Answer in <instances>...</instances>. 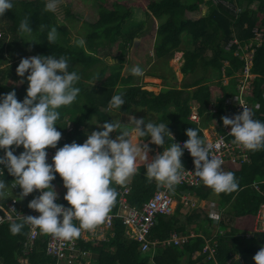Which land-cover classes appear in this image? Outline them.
I'll list each match as a JSON object with an SVG mask.
<instances>
[{
	"label": "trees",
	"instance_id": "obj_1",
	"mask_svg": "<svg viewBox=\"0 0 264 264\" xmlns=\"http://www.w3.org/2000/svg\"><path fill=\"white\" fill-rule=\"evenodd\" d=\"M212 1L95 0L98 6L97 18L93 21L82 19L87 31L84 45L79 46L70 45L66 38L67 30L58 24L53 12L45 10L44 1L13 0L14 7L6 10L4 16L0 17V93L15 89L17 99L20 101L26 95L27 82L19 86L4 83L6 75L16 70L23 57L20 55L21 48L32 51V55L65 56L69 62V71H75L80 76L76 86L81 91L75 102L58 109L61 115L54 126L62 133V139L58 141L57 147L72 141L83 143L86 139L85 133L88 132L86 127L93 118L100 124L104 121L110 122L112 119L109 118V112H106L107 109H111L109 101L114 94L121 91L124 93L125 104L120 106L119 113L130 115L135 109L144 108L146 113L154 116V123L167 124L170 132L178 140L188 139L185 130L190 127L197 129L198 134L204 139L201 128L205 127L215 114L223 113V102L233 95L255 98L259 106L251 111L255 119L264 121V0H237L242 12L236 18L222 5H214ZM135 8L141 14V23L134 22V27L125 32L123 25L133 15ZM202 8H205L204 12ZM25 17H28L33 28V36L38 43L29 44L20 40L21 36L17 29ZM73 17L80 20L76 15ZM154 20L159 22L154 30L153 58L162 59L172 51H178L182 38L196 44L194 48L182 51L180 73L183 78L180 85L167 82L169 85L165 84L158 93L143 89L141 85L134 83L132 75L121 76L122 66L119 63L109 64L97 56L98 47L112 46L117 49L114 55L121 56L123 49L120 45L127 46L133 39L144 36L153 28ZM41 25L45 26L43 31ZM53 26L58 28V37L54 44H49L46 32ZM255 27L261 31L262 39L252 57L250 73L254 74V77L248 88L240 92L236 90L234 74L242 67L244 61L233 55L236 45L233 44L230 51L225 50V47L234 38L241 44L249 42L253 38ZM224 61L228 62L225 66ZM15 73L16 71L12 78L19 82L20 78L16 77ZM224 77L228 78L225 84L222 83ZM160 78L164 81L167 79L166 76ZM192 101L198 104L199 125L188 119ZM212 104L216 107L215 112L211 110ZM73 109L78 111L79 117L74 123H70L72 126L68 129L64 116ZM113 135L116 136L117 133L110 134ZM171 143L172 139L168 138L165 145L158 148L162 150ZM53 149L48 147L46 151L49 153ZM22 150L21 146L14 154L18 155ZM2 151L0 149V154ZM52 156L48 154L49 163L52 162ZM222 170L234 174L238 184L236 191L216 193L203 182L198 186L178 185L173 188L176 191L187 190L198 200L215 201L223 206L227 222L223 220L220 223L221 232L214 231V227L211 231V220L207 217L205 209L186 211L184 205L178 203L173 214L156 216V223L148 236L151 241L158 242L152 252H140L138 242L125 235L124 227L117 219L113 222V235L108 241L83 243L80 244L81 247L91 253L94 261L92 264H239L240 259L254 256L264 245V231L254 232L251 237L240 236L239 233L252 231L256 215L261 205H264V149L249 151L248 162L222 166ZM3 179L8 188L6 197L0 200V204L8 207L10 199H15L18 203L25 202L26 198L20 199L16 191H10L14 177L9 175L7 170H4ZM51 183L58 193V201L68 204L63 199L66 188L58 173ZM253 183L257 184L258 189L253 187ZM112 186L117 192L123 189V186ZM124 186L129 188L125 194L127 202L132 206L141 207L154 192L161 190L162 184L155 180H147L144 169L140 168ZM118 197L119 192L110 212L117 210ZM12 220L20 222L22 219ZM10 222L9 219L0 222V264H23L25 260L27 264L53 262L45 255L44 233L41 238L35 240L28 254H25L23 248L28 227L25 224L19 234L13 235L9 230ZM190 224L195 225L194 236L185 231ZM172 233L184 234L185 241L179 245L161 244L169 239ZM207 238L215 241L214 260H205L204 254L201 253ZM198 252L199 255L193 259Z\"/></svg>",
	"mask_w": 264,
	"mask_h": 264
},
{
	"label": "clouds",
	"instance_id": "obj_2",
	"mask_svg": "<svg viewBox=\"0 0 264 264\" xmlns=\"http://www.w3.org/2000/svg\"><path fill=\"white\" fill-rule=\"evenodd\" d=\"M60 0H46L45 10L55 12ZM14 7L13 0H0V17ZM44 30L43 25L40 26ZM18 33L22 41L37 42L28 17L19 23ZM58 28L53 26L46 32V40L54 44ZM38 43V42H37ZM84 45L81 38L75 42ZM109 63H114L111 57ZM16 73L19 83L27 81L26 95L17 99L15 89L0 93V200L5 199L8 184L3 179L4 170L14 177L11 189L19 186L20 199L38 192L28 207L38 216L24 215L20 222L12 220L9 230L16 235L25 224L38 227L42 233L71 241L81 235L82 230L93 231L102 224L116 201L118 192L112 185L123 186L140 168L147 180H155L168 189H173L182 180L181 156L185 149L193 157L194 173L203 184L216 193L236 191L238 184L231 171L222 170L223 160L211 155L213 144L207 143L197 129L187 128L188 137L183 145L173 142L163 152L149 159L151 144L165 145L171 138L167 124L154 123L146 118L129 116L130 126L120 119L99 122L102 130L86 132L83 143L72 141L57 147L62 133L54 125L60 118L62 106L75 102L81 89L76 86L80 76L69 71L68 59L61 55H32L21 58ZM27 73V75H26ZM131 73L143 74L141 67L133 66ZM124 93L114 94L106 111L119 112L125 104ZM232 117L222 116L223 125L230 126L228 135L233 143L249 151L264 149V121L254 118L253 112L245 107ZM116 132L115 138L110 133ZM145 138L148 142L145 143ZM11 146V147H10ZM22 146L19 154H14ZM48 147L56 149L52 162H48ZM218 147V145H217ZM62 178L66 188L63 199L69 207L57 202L58 193L52 185L56 174ZM19 199V200H20ZM14 209V208H13ZM7 215V209L0 206ZM218 218V217H217ZM78 221V225L74 223ZM255 264H264V245L254 254Z\"/></svg>",
	"mask_w": 264,
	"mask_h": 264
},
{
	"label": "built area",
	"instance_id": "obj_3",
	"mask_svg": "<svg viewBox=\"0 0 264 264\" xmlns=\"http://www.w3.org/2000/svg\"><path fill=\"white\" fill-rule=\"evenodd\" d=\"M212 3L214 5H222L232 14L234 18L238 17L242 12V7L237 4V0H213ZM253 33V38L249 42L241 44L238 39L234 38L225 47V50L230 51V47L233 44L236 45L237 47L233 52V55L244 61L242 67L239 68L238 71H235L234 74L236 90L240 92L248 88L251 79L254 77V74L250 73L252 57L255 52V48L260 45L262 33L261 31L257 30V28L253 29ZM227 64L228 62L224 61V66ZM226 80H228L226 77L222 78L223 82H226ZM241 104L252 111L256 110L259 106L258 101L255 98H243L237 95L230 96L223 102V113L215 114L210 120H208L206 126L201 128L204 140L207 143L213 144L211 155L221 158L223 160L222 166H227L229 164L239 165L249 161V150H246L242 146L233 143V137L228 135L230 126L223 125L221 120L222 116L232 117L234 114H239L243 110V106ZM197 108L198 104L195 101H192L190 104L188 119L199 125L200 117L197 112ZM211 110L213 112L216 111L214 104L211 105ZM172 136V142L179 143L181 146L183 145V140L176 139L173 133ZM111 137L115 138V135ZM163 150L158 153L163 152ZM55 151V149H53V151H49V156L54 155ZM0 155H3V151ZM180 159L184 167L182 172V180L175 186L200 185L202 180L194 173L195 166L193 164V157L190 155L187 149L184 150ZM253 187L258 189L256 183H253ZM10 191H16L19 194L21 189L19 186H16ZM128 191L129 188L123 185V189L118 191L119 197L117 201V210L115 212H109L104 222L98 225L93 231L90 232L82 230L81 235L71 241L57 238L51 234H45V255L53 260V262L49 264H92L93 259L91 257V253L88 250L82 248L80 244L104 240L108 241L113 235V222L115 219L119 220V222L123 225L125 235L129 239L138 242V249L140 252H152L154 251L158 242L155 240L151 241L148 239V236L156 223V216H167L173 214L178 203H182L187 209L189 208V211L198 208H205V212L207 217L211 220V224L216 226V231L218 233L221 232L219 225L223 221V218L226 217L224 213L225 208L214 201L201 203L200 200H198L194 195L190 194L187 190L176 191L174 189H168L162 185L161 190L154 192L152 196L142 204L141 207H135L127 202L125 194H127ZM171 193H173V195ZM38 194V192L29 194L28 196L24 197L26 198L25 202L21 201V203L16 202L15 199H10L11 203L8 207L0 204V206L7 209V215L3 214V212H0V222H2L4 219H8V215H10L12 219H23L24 215L38 216L39 213L37 211L28 207V202ZM64 205L66 207L70 206L68 204ZM263 207L264 205H261L256 215L252 232H243L239 234L240 236L251 237L256 231H264ZM74 223L78 225L79 222L74 221ZM26 225L28 227V231L24 239L23 252L28 254V252L32 249L35 240L41 238L43 233L36 226H32L30 224ZM185 239V235L172 233L169 239L161 242V244L174 243L179 245L182 244ZM201 253L204 254L205 260H214L215 241H212L211 238L205 239V244ZM195 255H199V252ZM195 257L192 258L194 259Z\"/></svg>",
	"mask_w": 264,
	"mask_h": 264
},
{
	"label": "rangeland",
	"instance_id": "obj_4",
	"mask_svg": "<svg viewBox=\"0 0 264 264\" xmlns=\"http://www.w3.org/2000/svg\"><path fill=\"white\" fill-rule=\"evenodd\" d=\"M42 1L46 3V0H42ZM120 1H139V0H120ZM182 1L186 2L188 0H182ZM97 10H98V6L95 0H60L57 9L53 13L56 16L58 24L60 26H64V28L67 30L66 38H68L70 45L72 44L77 45L75 42L81 38L84 40V43H85V34L87 30H86V27L82 24V19H89L90 21L96 20ZM67 11L69 13L68 15H67ZM204 11H205V8H202V12ZM73 15H76L77 17H79L80 20L78 18H74ZM140 15L141 14L139 10L135 8L133 10V15L130 16V18L123 25V30L126 32L130 30L132 27H134V22L138 21L139 23L140 20L142 19ZM158 22L159 21L156 20L153 28H150L144 36L142 35L140 37L133 39L131 43H129L127 46L125 44L124 45L121 44L120 47L123 49V53L119 57H116L114 55L117 50L115 46H112L109 48L98 47L99 49L97 51V56L100 57L104 62L109 63L108 58L111 57L114 64L119 63L122 66L120 70L121 76L126 77V76L132 75L133 76L132 80L134 83H137L141 85L143 89L152 91L154 93H158L161 89L165 87V84L169 85L168 83L170 84L174 83L178 86L180 85L182 78H183V75L180 73V67L183 62L182 51H184L185 49L194 48V46L196 45L195 42H187L185 40L186 38L185 39L182 38V42L179 45L178 51L176 50L172 51L171 53H169L167 56H165L162 59L153 58L152 48H153V42H154V30ZM254 29H256V27ZM16 49H17V46H16ZM31 53L33 52L29 51L26 48L25 49L21 48L20 50V55L23 56L22 58H26L28 55L32 56ZM109 64H113V63H109ZM137 65L141 67L143 71V74L140 76H135L131 73V68ZM13 73L11 74L8 73L6 75V79L4 80V83L11 85V86H19L21 83H19L18 81L12 78ZM17 76L18 75H16V77ZM160 76L162 77L166 76L167 79L164 81V79L160 78ZM173 78H175V80ZM156 79H158L157 82L153 81ZM24 82H27V81L25 80ZM222 83L225 84V82L223 81ZM82 103L84 105V102ZM77 112L78 111H74L73 109L65 113L64 120L66 122V126L68 129H70L72 126L71 124L76 121L75 119L79 117V114H77ZM133 115H134L133 117H136V118L143 117L152 122L154 120L153 119L154 116H151L150 114L146 113L144 111V108L135 109ZM126 117L117 111H109V118H111L112 120L120 119L122 123H125L124 126H130V121H128L129 118H126ZM96 121L98 120L96 118H93V121L91 120L88 123V126L86 127L88 132H91L93 130H102L99 128L98 124L91 123V122H96ZM148 139L149 138H145L144 142L147 143ZM150 148L152 149V151L149 152L150 155L152 154L154 156L159 152L158 150L159 148L154 144H151ZM223 220L224 222H227V216L224 217ZM230 224H232V222H230ZM212 227H214V231H215L216 227L211 224L210 226L211 231H213ZM147 264H150V263H147ZM239 264H255V262L253 260V256H249L247 259L246 258L240 259Z\"/></svg>",
	"mask_w": 264,
	"mask_h": 264
},
{
	"label": "crops",
	"instance_id": "obj_5",
	"mask_svg": "<svg viewBox=\"0 0 264 264\" xmlns=\"http://www.w3.org/2000/svg\"><path fill=\"white\" fill-rule=\"evenodd\" d=\"M150 77H152V76H150ZM156 78V77H155ZM123 116H128V117H126V118H129V116H134L133 114H130V115H125V114H123V113H121ZM150 139V138H149ZM157 146V145H156ZM157 147H159V146H157ZM159 150V149H158ZM163 150V149H162ZM162 150H159V152L160 151H162ZM152 155V154H151ZM153 156V155H152ZM201 201V200H200ZM201 202H207V201H201ZM184 208L186 209V211H188V209L186 208V206H184ZM203 209H205V208H203ZM195 212V211H194ZM198 211H196V213H197ZM199 213V212H198ZM188 214V213H187ZM184 215H182V217H183ZM182 217H180V218H182ZM181 222H183V221H181ZM194 227H195V225L194 224H190V225H188L186 228H185V231L186 232H188L189 231V233H190V236H194V232H195V229H194ZM178 234H180V235H184V234H181V233H178ZM196 255H194L193 257H195ZM185 260V259H184ZM24 264H27V262L25 261L24 262ZM151 264V263H150ZM153 264V263H152Z\"/></svg>",
	"mask_w": 264,
	"mask_h": 264
},
{
	"label": "bare ground",
	"instance_id": "obj_6",
	"mask_svg": "<svg viewBox=\"0 0 264 264\" xmlns=\"http://www.w3.org/2000/svg\"><path fill=\"white\" fill-rule=\"evenodd\" d=\"M178 60V59H177ZM149 159H151V155H150V153H149Z\"/></svg>",
	"mask_w": 264,
	"mask_h": 264
}]
</instances>
